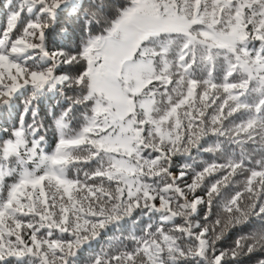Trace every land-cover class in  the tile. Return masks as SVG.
Listing matches in <instances>:
<instances>
[{"label": "snow or ice", "instance_id": "snow-or-ice-1", "mask_svg": "<svg viewBox=\"0 0 264 264\" xmlns=\"http://www.w3.org/2000/svg\"><path fill=\"white\" fill-rule=\"evenodd\" d=\"M0 264H264V0H0Z\"/></svg>", "mask_w": 264, "mask_h": 264}]
</instances>
